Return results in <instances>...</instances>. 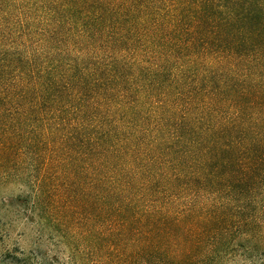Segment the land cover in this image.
<instances>
[{"label":"trees","instance_id":"1","mask_svg":"<svg viewBox=\"0 0 264 264\" xmlns=\"http://www.w3.org/2000/svg\"><path fill=\"white\" fill-rule=\"evenodd\" d=\"M9 184L86 264H264V0H0Z\"/></svg>","mask_w":264,"mask_h":264},{"label":"rangeland","instance_id":"2","mask_svg":"<svg viewBox=\"0 0 264 264\" xmlns=\"http://www.w3.org/2000/svg\"><path fill=\"white\" fill-rule=\"evenodd\" d=\"M18 193L15 185H0V264H86L83 198L76 195L73 205L39 212L29 202L16 201ZM93 198L87 220L91 232L96 225ZM236 263L242 261L222 264Z\"/></svg>","mask_w":264,"mask_h":264}]
</instances>
